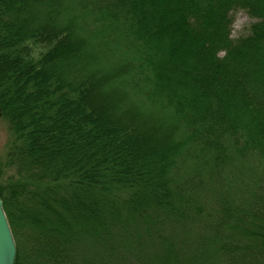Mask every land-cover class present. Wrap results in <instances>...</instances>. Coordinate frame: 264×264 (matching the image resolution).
Here are the masks:
<instances>
[{"label": "rangeland", "instance_id": "374dc122", "mask_svg": "<svg viewBox=\"0 0 264 264\" xmlns=\"http://www.w3.org/2000/svg\"><path fill=\"white\" fill-rule=\"evenodd\" d=\"M86 14L93 65L103 74L105 127L137 128L152 111L162 118L179 108L181 143L167 163L166 188L117 189L125 211L102 230L15 236L19 262L264 264V253L241 260L254 231L264 229V95L251 87L256 70L264 75V0H92ZM179 19L192 38L212 42L215 63L210 75L199 59L182 63L197 83L181 88V104L155 89L171 51L162 28ZM208 103L215 106L213 117ZM13 140L0 114L2 181L14 173L5 166ZM28 235L32 244L20 242Z\"/></svg>", "mask_w": 264, "mask_h": 264}, {"label": "trees", "instance_id": "16d2710c", "mask_svg": "<svg viewBox=\"0 0 264 264\" xmlns=\"http://www.w3.org/2000/svg\"><path fill=\"white\" fill-rule=\"evenodd\" d=\"M91 1L0 0V114L14 136L5 160L14 173L0 179V197L14 238L102 230L125 211L117 189H164L169 182L167 163L181 143L176 134L183 114L178 108L157 118L152 111L137 128L105 127L103 74L93 65L87 24ZM188 27L179 19L162 28L171 51L167 69L155 80V89L180 104L181 88L197 83L182 63L199 59L209 75L215 65L212 42L192 38ZM141 48L132 52V64ZM255 72L252 92L264 95L263 72ZM214 107L206 105L208 117ZM29 236L20 242L32 244ZM249 240L241 260L264 253L263 228ZM14 264H21L17 253Z\"/></svg>", "mask_w": 264, "mask_h": 264}, {"label": "water", "instance_id": "95a60500", "mask_svg": "<svg viewBox=\"0 0 264 264\" xmlns=\"http://www.w3.org/2000/svg\"><path fill=\"white\" fill-rule=\"evenodd\" d=\"M15 240L0 197V264H14Z\"/></svg>", "mask_w": 264, "mask_h": 264}]
</instances>
